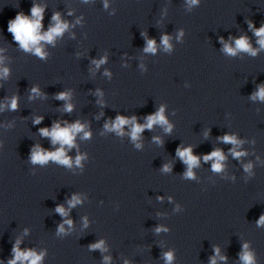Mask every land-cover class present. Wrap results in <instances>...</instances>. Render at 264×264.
I'll use <instances>...</instances> for the list:
<instances>
[{
    "label": "clouds",
    "instance_id": "1",
    "mask_svg": "<svg viewBox=\"0 0 264 264\" xmlns=\"http://www.w3.org/2000/svg\"><path fill=\"white\" fill-rule=\"evenodd\" d=\"M198 0H189L190 4H196ZM43 9L39 6L34 5L31 10L32 19L24 16L23 14H18L16 18L13 21L9 22L8 25V31L13 34V38L15 41H17L22 49L25 51H32L36 55L43 58L45 56V53L43 52L40 42L44 41L47 43H53L55 37L60 36L63 34V32L69 27L68 23L62 22L60 19V14L56 13L53 15L52 19L55 21L54 26H51L47 32L44 34H41L40 30L42 27L41 21L43 19ZM251 27V25H250ZM255 35L259 37L260 39L257 41L261 48H264V26H261L256 32ZM169 37L164 36L162 39V43L166 48H169L170 45L168 43ZM155 41L149 40L147 41V47L145 48V51L148 52H155ZM224 51L228 53L229 55H235L237 51H245L249 52L251 55H256V51L251 49L248 40L245 37H241L239 39L235 40V48L230 47L228 44L224 45ZM105 62V59H101L99 61H95L96 66L99 67L100 64H103ZM2 74L4 76H7L8 69H3ZM32 92L36 95H39V90L37 88H33ZM69 93L67 92H61L58 94L57 99L60 100H67L69 98ZM253 99L259 98L260 100L264 101V86L259 87V90L253 95ZM10 108L12 110H15L17 108V101L16 98H12L10 103ZM65 111L71 112L72 111V105L66 104L65 105ZM42 120L41 118H37L34 122L40 123ZM136 118L133 117L132 120H128L124 118L123 116H117L115 123L111 126L112 129L116 130L117 132L122 134V127L125 124L132 123L134 124L132 131H131V137L132 139L138 140L139 134L145 129H151L154 124H160V125H167L166 131H171V125H168V122L164 116V108L161 107L159 111L155 115H151L147 118V123L144 125L135 124ZM106 128H109V125H105ZM84 131V125L80 124L79 121H77L75 124L66 126V127H60L59 123H56L53 125L51 131L47 128H42L40 130L41 135L45 137H51L52 143L60 144V148L53 152H45L43 149H40L37 147L33 152L31 156V160L33 163H40L45 164L49 160L58 162L60 164L66 165L68 167H71L72 161L70 158L66 156L65 152V145L70 149L74 146V137L77 133ZM89 136V133L85 132L84 137L87 138ZM223 142L225 143H231L234 146H238L240 141H237L235 136L225 135L221 138ZM139 147V145H137ZM232 152V155L235 158H239L240 156L244 155L245 153L239 152L235 150V147L230 150ZM177 154L180 156V158L189 165V170L186 173V176L192 177L193 173L191 171V168L198 164V158L196 156L192 155L191 148H187L184 150H177ZM82 157L77 156L75 163L77 165L80 164ZM214 163L212 164L213 171L219 172L223 168V161L225 159V156L223 152L219 149L212 151L209 155L204 156V160H213ZM251 165H248L245 167V170L247 171ZM168 166L165 165L164 171H168ZM77 203H79V199L75 196L69 201V207H74ZM56 211L61 216H66L67 212L63 208V206H58L56 208ZM69 225H71V221H66ZM259 224H264V216H261L260 220L258 221ZM161 229H157V231H160ZM59 231L63 232L64 228L63 225H60ZM19 241H17V244L13 247V253H14V259L10 260L8 264H17V262H21L23 264L24 261H28L29 264H39V261L42 259V255H37L34 251H27L22 252L18 248ZM93 249H101L103 250V241H100L94 245L91 246ZM245 248L247 245L244 246ZM218 252V250H217ZM109 258L105 257V261H107ZM165 259L168 262V264H171V261L173 259L171 253L165 254ZM221 259H226L225 257H221ZM241 260L244 262V264H253V256L250 253H245L241 256ZM211 264H216L215 259H212Z\"/></svg>",
    "mask_w": 264,
    "mask_h": 264
}]
</instances>
